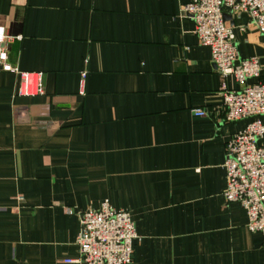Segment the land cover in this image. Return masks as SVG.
<instances>
[{"label": "crops", "instance_id": "obj_1", "mask_svg": "<svg viewBox=\"0 0 264 264\" xmlns=\"http://www.w3.org/2000/svg\"><path fill=\"white\" fill-rule=\"evenodd\" d=\"M186 1L0 0L9 61L45 88L0 73V264H78L79 212L105 199L132 213L131 264H264V235L224 196L226 144L251 119L225 120ZM225 13L264 65V34Z\"/></svg>", "mask_w": 264, "mask_h": 264}, {"label": "built area", "instance_id": "obj_2", "mask_svg": "<svg viewBox=\"0 0 264 264\" xmlns=\"http://www.w3.org/2000/svg\"><path fill=\"white\" fill-rule=\"evenodd\" d=\"M246 13L259 32L264 34V0H187L182 8L185 17L195 24L200 44L208 46L222 78L221 96L226 121L251 119L226 144L225 168L227 202H240L248 214L247 228L264 235V65L258 56L242 58L234 26L225 19V11ZM12 37L0 25V73H15L20 78L19 94L38 96L45 93L43 74L19 69L9 61L8 46ZM86 72L83 73V81ZM239 83L230 88L227 79ZM198 116L204 108L195 107ZM23 200V196H19ZM80 229L76 238L79 257L65 259L78 264H131L134 242L139 238L132 213L116 209L109 199L98 208L79 212Z\"/></svg>", "mask_w": 264, "mask_h": 264}, {"label": "water", "instance_id": "obj_3", "mask_svg": "<svg viewBox=\"0 0 264 264\" xmlns=\"http://www.w3.org/2000/svg\"><path fill=\"white\" fill-rule=\"evenodd\" d=\"M225 19L226 20H228L229 19V17H228V15L225 13Z\"/></svg>", "mask_w": 264, "mask_h": 264}]
</instances>
